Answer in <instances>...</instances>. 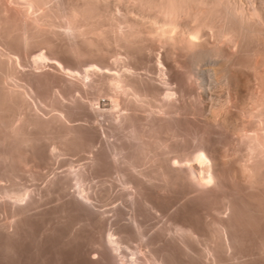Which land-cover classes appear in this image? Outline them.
Segmentation results:
<instances>
[{"label":"bare ground","instance_id":"bare-ground-1","mask_svg":"<svg viewBox=\"0 0 264 264\" xmlns=\"http://www.w3.org/2000/svg\"><path fill=\"white\" fill-rule=\"evenodd\" d=\"M1 213L0 264H264V0H0Z\"/></svg>","mask_w":264,"mask_h":264},{"label":"rangeland","instance_id":"rangeland-1","mask_svg":"<svg viewBox=\"0 0 264 264\" xmlns=\"http://www.w3.org/2000/svg\"><path fill=\"white\" fill-rule=\"evenodd\" d=\"M118 6L119 5H117V6H115V7H117L116 9L117 10H115V12H117V11H119V12H121L122 13V15L125 13V7L124 6H122L121 5V7H119L118 8ZM120 8H123V10L121 9V10H118V9H120ZM119 12H117V14H119ZM121 13L119 14V15H121ZM134 17H136L134 14H132ZM43 50V49H42ZM120 50V49H119ZM117 51V53L115 54V56H113V58H115V59H119V63H118V65L120 64V65H122L123 63H124V54H123V51L121 52V51ZM160 50L162 51H164V49L163 48H159V47H157V46H155V48H154V51H156L157 53H161L160 52ZM154 51H153V53H152V55L156 58V56L158 55V57L159 56H163V54H164V52L162 51V53L159 55V54H157L156 55V52H155V55H154ZM121 54V55H120ZM120 57L121 58H123V59H120ZM157 57V58H158ZM112 57L110 58L109 57V59L110 60H115V59H113ZM87 59V60H86ZM85 59V64L86 63H89L91 60L90 59H88V58H86ZM90 60V61H89ZM122 61H123V63H122ZM122 63V64H121ZM26 70H27V67L25 68ZM24 69V70H25ZM138 70H139V72H138ZM137 70V72L139 73V74H141V76H143V77H149L150 76V74H148L147 73V71L145 70V69H138ZM146 72H145V71ZM142 72H145V73H142ZM149 75V76H148ZM17 81V80H16ZM15 81V82H16ZM18 82H19V80H18ZM13 84V83H12ZM15 84V83H14ZM31 97V98H30ZM28 99H29V103L31 104V106H32V108L33 109H35L36 111L35 112H37L38 114L40 113V117H42V116H44V117H42V118H46V119H48L49 118V116L51 117V115L53 114H56V112L55 111H53V107L52 106H50V105H46V104H44V103H41L40 102V100L38 99L37 100V98L35 97V96H30ZM35 99H34V98ZM32 100V101H31ZM31 101V102H30ZM35 101V102H34ZM33 102V103H32ZM35 104H36V106H35ZM41 104L43 105V106H41ZM45 108V109H44ZM55 112V113H54ZM47 114V115H46ZM190 117H192V116H189V119H190ZM193 118V117H192ZM77 121V120H76ZM75 121V122H76ZM74 122V124H78V125H80V123L79 122H81V125H83V123L85 124V122H84V120H82V118H80V119H78V121L75 123ZM106 123H104V125H105ZM105 127V126H104ZM44 141H46V142H48V143H50L47 139H45ZM46 142H44V143H46ZM52 142V141H51ZM58 141L57 140H55V141H53V143H57ZM52 144V143H51ZM86 155H85V154ZM80 155L81 156H83V157H85V158H81L80 156H79V154H77V155H74V156H69V157H67L66 159H65V161H64V159L63 160H59L57 163L54 161V162H52V163H50V164H48L47 166L49 167H46V165H44V166H41V168L39 169V180L37 179L36 180V182H34L33 183V181L31 182V180L29 179V175L27 174L26 175V173H22V175H20L21 176V178H18V181L20 180V181H22V183L21 182H19V183H21V184H23V185H25L26 187H28V188H32V187H37V189H42L43 188V185L48 181V179H47V177L50 179L51 178V176L53 175V171H54V174H65V173H67V171H68V169H70L72 166H73V168H74V166H75V168L74 169H76V168H78V165L79 164H81V165H83L84 163H85V161L87 160V158H88V156H89V152H83V155H82V153H80ZM78 157V158H77ZM80 161H78L77 159ZM77 161V162H76ZM69 162H71L70 163V165H69ZM75 162V163H74ZM87 162V161H86ZM78 163V164H77ZM83 163V164H82ZM53 164V165H52ZM58 164V165H57ZM56 165H57V167H56ZM70 166V168H68ZM44 167V168H43ZM52 167V168H51ZM55 167H56V171H55ZM44 170V171H43ZM48 170V171H47ZM61 170V171H60ZM47 171V172H46ZM58 171H60V172H58ZM52 174V175H51ZM25 175V176H24ZM43 175H44V177H43ZM107 175V176H106ZM112 175V174H108V173H106V172H104V174L103 175H101V176H95V178H94V176H93V178L92 177H90V178H88V179H90V181L87 179V180H85V182H83V184H84V186L85 187H87V188H91L90 190H92V189H94V191L96 190V188H97V191L96 192H100V191H102V194H103V190L105 189V190H108V192H109V196L110 195H112V196H110V198H111V200L108 202V204H106V208H107V206H108V208H107V210H109V208H111L112 206H116V205H119L122 201L118 198V195H119V193L121 192V185H119L120 183L118 182V185L120 186V188H119V186L117 187V185H116V183L115 182H117V180H116V178H114L115 176L114 175H112L111 177L110 176ZM23 176V177H22ZM114 176V177H113ZM102 178H104L103 179V182H102ZM114 178V179H113ZM22 179V180H21ZM93 179V180H92ZM97 179H99V180H97ZM47 180V181H46ZM95 180H97L96 182H98L97 184H95L93 181H95ZM112 180H114V181H112ZM92 182V183H91ZM114 182V183H113ZM27 183H31V184H27ZM104 183V184H103ZM106 183V184H105ZM35 184V185H34ZM41 184V185H40ZM86 184V185H85ZM90 184H92V185H90ZM93 184H95V185H93ZM30 185V186H29ZM40 185V186H39ZM97 185V186H96ZM102 185V186H101ZM104 185H108L107 187H104ZM89 186V187H88ZM109 186H111L112 187V189L114 188V190H112V189H110L111 187H109ZM101 187H104V189H102ZM99 189H101V190H99ZM117 189H119V191H117ZM58 194L59 193H55V194H53V195H51V196H48V197H46V201H45V205H46V207H49V208H52V207H54L55 205H58V203H59V200H58V198H56L57 196H58ZM102 194H100V198H101V201H100V205H101V203L103 204L104 202V199L102 198ZM55 196V197H54ZM59 196H60V194H59ZM112 197H114V198H112ZM53 198V199H52ZM47 199H48V201H47ZM121 202H120V201ZM53 201V202H52ZM58 201V202H57ZM47 202H51V203H47ZM112 204V205H110V204ZM54 204V205H53ZM48 205V206H47ZM53 205V206H52ZM102 206V208L101 209H106L105 207H103V206H105V204H103V205H101ZM109 214V213H108ZM160 214V217L159 216H157V215H159ZM159 214H156V215H153L148 221H147V224L148 223H150V224H148L147 225V231L150 233V232H153V231H155L157 228H159L160 227V225H164V223H166V216L164 215V214H162V213H159ZM3 215V217H1ZM162 216H164V217H162ZM5 217V218H4ZM6 216L3 214V213H1L0 214V223H4L6 220ZM154 219H156V220H154ZM159 219V220H158ZM4 221V222H3ZM153 223H152V222ZM157 222H159V224H157ZM152 223V224H151ZM153 227H155V228H153ZM95 237H96V235H95ZM90 238H91V236H89L88 235V237H86L85 238V241H84V244H88L89 243V240H90ZM87 239V240H86ZM131 242H132V244H131ZM129 244L130 245H128L129 246V248L130 249H134L136 246V244L138 245V246H141L142 244H141V242H139L138 243V240L136 239V238H134L132 241H131ZM135 243V244H134ZM86 244V245H87ZM137 246V247H138ZM69 247V248H68ZM67 247V249L66 248H64V250L62 251L61 249H58V251L57 252H60V250H61V253H63L65 256H64V261H63V263L62 264H83V263H81V262H79V260H77V259H74V257H73V260H71L70 261V259H72V255L71 254H73V256H74V253H71V252H73L72 250H74V245H70V246H68ZM142 247V250L144 251V248H143V245L141 246ZM73 248V249H72ZM88 248L89 249H91V247L90 246H88ZM56 249V250H57ZM66 250H68V251H66ZM92 250V249H91ZM69 255H68V254ZM93 254H95L93 251L91 252V256L93 255ZM70 256V257H69ZM68 257V258H67ZM53 259V260H52ZM51 260H52V262H51ZM75 260V261H74ZM74 261V262H73ZM65 262V263H64ZM79 262V263H78ZM59 264L57 261H56V259H54V258H51L48 262H46V264ZM84 264H88V262L86 261V262H84ZM90 264V263H89Z\"/></svg>","mask_w":264,"mask_h":264}]
</instances>
